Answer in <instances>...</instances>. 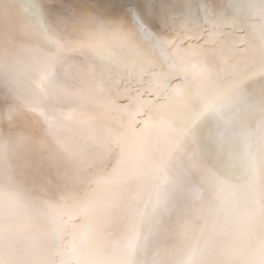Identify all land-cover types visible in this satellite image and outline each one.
<instances>
[{"label": "snow or ice", "instance_id": "6c2138e0", "mask_svg": "<svg viewBox=\"0 0 264 264\" xmlns=\"http://www.w3.org/2000/svg\"><path fill=\"white\" fill-rule=\"evenodd\" d=\"M18 7L0 0L9 38L0 42V99L5 54L10 96L25 54L32 86L52 104L0 111V158L51 141L69 157L91 145L117 159L82 190L59 173L56 183L29 184L26 170L10 176L9 191L0 188V264H135L126 248L109 250V229L130 209L124 185L157 166L161 141L193 146L188 158L215 201L183 264H264V142L259 157L253 147V125H264V0L33 3L23 17ZM69 51L84 61L72 84L57 73ZM25 113L38 136L17 121Z\"/></svg>", "mask_w": 264, "mask_h": 264}, {"label": "bare ground", "instance_id": "6f19581e", "mask_svg": "<svg viewBox=\"0 0 264 264\" xmlns=\"http://www.w3.org/2000/svg\"><path fill=\"white\" fill-rule=\"evenodd\" d=\"M84 0H18L17 14L23 17L28 5L39 3L46 8L59 5H71ZM91 2V0H89ZM6 35H0V42L5 46L8 42ZM5 73L3 99H0V111L13 106L18 112L23 111L25 102L36 107H49L52 101L45 100L32 86L31 72L27 56L21 54L20 63L15 67L17 84L13 86L14 94L8 93L9 55L5 54ZM83 57L78 51H69L59 57L57 73L64 83H74L83 71ZM259 83L257 76L249 87ZM33 117L25 113L17 117L18 122L27 121L26 130L34 131ZM5 131L8 124H4ZM75 147L80 148V142L73 138ZM264 142V125H253V147L257 156L260 155L261 143ZM9 147H13L11 143ZM192 145L185 147L161 141L153 152L157 166L144 169L132 177L123 187L121 199L130 205V209L110 226L109 250L113 244L126 248L134 253L135 264H183L193 243L196 230L201 225L205 215L214 210L213 200L208 188L201 182L199 174L192 168L188 153ZM11 152L0 158V188L7 193L10 188V176L20 179L22 171H27L31 184L53 183L59 180L69 186L82 190L87 181L95 176L107 174L116 162V151H106L102 148L87 146L78 155L66 156L60 152L54 143L48 141L44 151L39 146L23 159L9 158ZM9 162L12 168H9ZM29 167L24 169V165Z\"/></svg>", "mask_w": 264, "mask_h": 264}]
</instances>
